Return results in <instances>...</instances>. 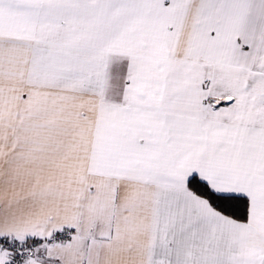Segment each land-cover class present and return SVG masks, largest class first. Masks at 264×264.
Returning <instances> with one entry per match:
<instances>
[{
  "label": "snow or ice",
  "instance_id": "snow-or-ice-1",
  "mask_svg": "<svg viewBox=\"0 0 264 264\" xmlns=\"http://www.w3.org/2000/svg\"><path fill=\"white\" fill-rule=\"evenodd\" d=\"M0 264H264V0H0Z\"/></svg>",
  "mask_w": 264,
  "mask_h": 264
}]
</instances>
